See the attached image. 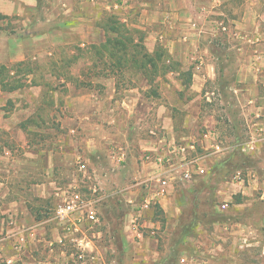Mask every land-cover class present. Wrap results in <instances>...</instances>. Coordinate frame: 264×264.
<instances>
[{"label":"rangeland","instance_id":"obj_1","mask_svg":"<svg viewBox=\"0 0 264 264\" xmlns=\"http://www.w3.org/2000/svg\"><path fill=\"white\" fill-rule=\"evenodd\" d=\"M43 1H40L34 14L0 16V153L6 148L11 151L16 148V117L26 99L24 95H36L39 83L35 82H41L39 92L44 99L52 96L59 99L58 96L67 88L56 80H46L50 73L80 72L84 87L99 89L102 85L97 81L109 72L105 66L110 63L113 65L110 75H116L115 87L118 90L139 87L145 100L142 108L146 110L150 107L156 109L159 103L168 107L173 132L161 129V137L166 142L172 140V144L186 146L187 157H199L204 172L194 175L190 183H181L177 178L179 186L175 189H181L183 210L176 221L172 220V216L166 218L157 203L150 204L146 211H139L143 196L131 206L118 193V196L96 203L99 223L89 231H103L100 236L110 240L112 248H115L112 256H115L116 264H125L120 256V244L127 237L128 230L124 227L127 222L136 223L143 236L156 242L159 259L148 264H158L160 259V263L164 260V264H176L180 256L190 255L201 259L204 264H264V57L259 59L261 67L258 69L246 71L241 68L248 59L247 54L254 49L259 53L257 44L264 41V0L250 6L257 12L255 16L247 14L250 9L244 3L235 5L236 13L229 14L239 21L240 36H249L252 40L258 38L259 42L246 41L242 37L233 39L229 26L234 22L225 16L221 24L226 29L220 25V29L207 38V47L217 57L216 79L202 87L201 98L196 102L184 99L186 93L188 97L191 92L190 76L188 78V73H185L190 70L177 75L182 79L181 86L173 83L167 86L170 77L164 75L175 76L174 69L166 74L161 73L162 69L158 67L154 71L150 68L137 69L133 67L136 64L133 59L117 67L118 59L114 62L108 50L102 47L105 37L101 29L90 28L94 35L83 41H68L71 40L67 37L71 32L69 23L77 21L75 15L80 11L73 0H60L65 1L67 6ZM110 2L108 12L125 23L136 39L140 28L134 23L130 25V22H138V14L128 17L126 4L129 1ZM82 28L88 27L82 25ZM52 31L58 32L54 33L57 38L45 47L48 42L44 33ZM38 33L43 36H37V42H34L36 38L32 37ZM22 38L26 50L10 51L7 42ZM117 38L128 45L124 37L121 39L118 34ZM22 42L18 48L23 47ZM16 55L20 58L16 59ZM242 75L244 79H239ZM197 93L191 92L193 97ZM186 113H196L197 116H186ZM144 121L145 135L155 136L157 132H150L147 128H154L156 122L147 117ZM209 131L215 133L214 138L205 136ZM191 144L193 147H189ZM92 169L87 165L84 177L77 164H73L69 179L62 183L65 186L76 184L81 192L90 197L89 186L96 183ZM96 186V195L105 190ZM224 203L227 205L222 208ZM54 208L53 200L42 214L51 218L54 227L62 231L53 218ZM145 217L161 220V226L154 234L150 233L153 227L147 229L138 225ZM3 218L4 215H0V222L9 221ZM106 229L107 232H104ZM24 247L20 246L16 251L21 252ZM0 264L15 262L0 260Z\"/></svg>","mask_w":264,"mask_h":264},{"label":"crops","instance_id":"obj_2","mask_svg":"<svg viewBox=\"0 0 264 264\" xmlns=\"http://www.w3.org/2000/svg\"><path fill=\"white\" fill-rule=\"evenodd\" d=\"M40 1L0 0V16L24 15L28 12L34 14ZM50 1L52 5L64 3L67 6L65 1ZM123 1H129L126 4L128 17L138 14V22L131 21L130 25L134 23L140 28L138 32L142 35L146 51L153 53L160 49L169 58L157 63V67L164 64L163 66L171 67L169 71L175 70V76L166 74L169 71L165 73L164 76L170 77L166 82L167 86H172V83L181 86L182 79L177 75L190 70V91L198 93L194 97L191 92L188 97L186 93L184 99L189 102L200 100L202 87L216 79L217 57L205 42L220 29V25L222 29H226L221 24L224 16L234 22L229 26L233 39L242 37L246 41L259 42L258 38L252 40L249 36H240L239 21L229 16L230 13H236L234 6L238 3L247 5L250 9L247 14L255 16L257 12L250 6H255L259 0ZM74 2L80 11L78 15L74 14L77 21L69 23L68 29L71 32L67 37L71 40L68 41H83L94 35L90 29L92 27L97 31L101 29L106 39L108 33L105 26L110 18H114L107 10L110 8V0H73ZM82 25L88 28L84 29ZM54 33L58 32L44 33L48 42L45 47L53 44L52 41L57 38ZM34 36L32 38H36L34 42H37V36L43 34ZM22 40L23 38L9 40L7 45L10 51L26 50ZM21 42L23 47L18 48ZM257 45L259 53L257 49L248 53V59L241 66L246 71L261 67L264 41ZM19 58L16 55V59ZM254 59L260 60L256 62ZM111 67L113 65L110 63L105 66L109 72L100 76L97 81L102 85L99 89L84 87L80 72L71 74L67 71L50 73L45 78L56 80L67 87L58 96L59 99L56 96L44 99L39 92L41 82H35L39 83L37 92L34 91L35 96L24 95L26 99L16 117V148L13 151L6 148L0 153V215L9 219L6 223L0 222L1 261L11 260L15 264L17 261L18 264H116L115 256H112L115 249L112 248V242L100 236L102 230L89 231L96 224L86 221L73 233H64L54 227L51 218L42 214L49 202L56 200L57 189L65 186L62 181L69 179L70 168L78 160L92 166L96 180L92 186L97 188L98 185L99 188L108 190L98 193V202L120 193L127 203L134 206L143 196L139 211H146L149 206L144 204L145 199L154 196L161 212L166 218L172 216L174 221L183 210L181 189H175L179 186L177 178L181 183H190L192 180L184 179L180 173L182 168H173L175 164L172 166V173H169L172 176L170 185L165 192H161L157 181L162 174L161 168L152 158H142L145 150H165L167 145H163L161 138L164 137L159 132L164 128H167L168 133L173 132L172 115L170 112L168 114V107L159 103L156 109L142 108L145 100L139 87L118 90L115 87L116 75H110ZM238 78L244 79L243 75ZM189 115L197 116L196 113H186V116ZM146 117L156 122L155 129L147 128L150 132L155 130V136L145 135ZM119 151L126 155V161L121 165L112 157V154L116 155ZM200 162L198 158V164L202 166ZM141 191H144L143 195ZM160 224L161 220L145 217L138 225L148 229L159 228ZM124 227L128 233L120 244L123 263L148 264L149 261L159 259L153 239L143 236L142 232L134 228L133 223L127 222ZM20 239V246L26 247L17 252L14 244ZM160 260L158 264H164V260L161 263Z\"/></svg>","mask_w":264,"mask_h":264},{"label":"built area","instance_id":"obj_3","mask_svg":"<svg viewBox=\"0 0 264 264\" xmlns=\"http://www.w3.org/2000/svg\"><path fill=\"white\" fill-rule=\"evenodd\" d=\"M205 136H210L211 138L215 137V133L209 131ZM164 141L163 145H167L163 152L161 151H150L145 150L142 152L143 159L152 158L155 163L162 170V174L157 179L158 186L161 192H165L169 187V181L171 179L172 166L176 164L173 168H182L181 175L186 180H192L194 175H198L204 172V168L198 164L197 157H187V147L184 145H175L172 144V140L166 142ZM188 146V145H187ZM189 147H193L189 145ZM218 148V144L215 145ZM112 157L116 162L121 163L126 160V155L123 151H119L116 155L112 154ZM78 170L83 173L85 177L87 174V165L85 162L78 160L77 161ZM164 173V174H163ZM90 197H87L81 190L77 187L76 184H69L64 187H59L56 191V200L54 208L53 218L57 221V224L60 226L64 233H73L80 224H83L86 221H90L94 224L99 222L98 211L96 208V203L98 202L97 188L89 186ZM155 197L149 196L145 199L144 204L149 206L154 204ZM227 203L222 204V208L226 207ZM135 229H138L136 223H133ZM156 229L151 228L150 233L154 234ZM21 239L14 244V248L18 249ZM11 260H7V263H11ZM205 262L201 259H197L196 256H180L177 259V264H204Z\"/></svg>","mask_w":264,"mask_h":264},{"label":"trees","instance_id":"obj_4","mask_svg":"<svg viewBox=\"0 0 264 264\" xmlns=\"http://www.w3.org/2000/svg\"><path fill=\"white\" fill-rule=\"evenodd\" d=\"M105 28H106V33L108 34L106 36V39L102 47L108 50L110 56L114 58V62H116L115 59H118L117 67L125 65V62H127L128 59L129 60L133 59L134 62L136 63V64L134 63L135 64L134 66L137 69L147 70L150 68L149 70L154 71L157 69L158 62L161 63L169 59L166 56V53L160 49H157L153 53L147 52L142 42L143 41L142 35L138 34L139 36L136 39H134L133 35L130 32L131 29L127 25H125V23L120 22L117 18H110ZM109 33L112 34L109 35ZM118 34L121 39H123L122 37H124L125 39L123 40L126 41L128 40V45L117 38ZM115 49L119 50V52H117ZM163 65L161 64V67H158L162 69L161 73H165L170 70L171 67H168L167 65L165 66ZM186 73H188V78H189L190 72H186Z\"/></svg>","mask_w":264,"mask_h":264}]
</instances>
